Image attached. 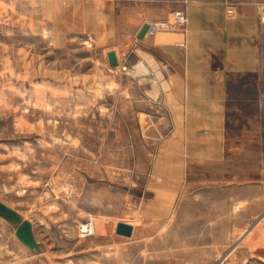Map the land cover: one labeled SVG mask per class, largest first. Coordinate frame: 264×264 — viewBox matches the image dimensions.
Returning <instances> with one entry per match:
<instances>
[{
    "label": "rangeland",
    "instance_id": "rangeland-1",
    "mask_svg": "<svg viewBox=\"0 0 264 264\" xmlns=\"http://www.w3.org/2000/svg\"><path fill=\"white\" fill-rule=\"evenodd\" d=\"M255 1L262 27L264 0ZM158 3L0 0V202L31 222L40 251L0 218V264H264V222L239 227L228 191L231 174L256 178L255 167L193 163L175 179L155 171L166 133L150 116L149 85L134 82L132 51L109 65V51L142 40L143 24L176 11L188 24L184 0L163 17ZM257 49L264 58V35ZM244 84L230 102L236 127L260 111V94ZM228 134L250 139L243 157L262 150L258 133ZM120 222L130 237L115 233ZM86 224L92 233H81Z\"/></svg>",
    "mask_w": 264,
    "mask_h": 264
},
{
    "label": "crops",
    "instance_id": "crops-1",
    "mask_svg": "<svg viewBox=\"0 0 264 264\" xmlns=\"http://www.w3.org/2000/svg\"><path fill=\"white\" fill-rule=\"evenodd\" d=\"M154 1L159 2L161 17L176 6V0ZM184 1L188 18L184 33H158L153 39L145 36L130 45L132 50L114 52L118 63H123L132 51L134 82L149 85L144 94L150 116L159 115L156 129L166 133L157 141L161 158L155 171L171 173L168 177L175 179L193 163L234 170L244 165L246 173L248 167H255L256 178L248 173L245 178L231 174L239 182L231 181L228 188L230 208L236 204L238 209L241 204L243 220L238 226L253 227L264 222V58L257 49L264 26L259 27L257 21L258 2L233 0L235 13L229 19L225 0ZM182 42L184 48L179 46ZM139 64L144 72L137 71ZM244 79V85L260 94V111L253 114L250 126L236 127L233 111L237 107L230 102L236 100L235 88ZM233 131L260 134L252 135V141L261 144L260 153L243 157L250 139L239 141L229 136Z\"/></svg>",
    "mask_w": 264,
    "mask_h": 264
},
{
    "label": "water",
    "instance_id": "water-1",
    "mask_svg": "<svg viewBox=\"0 0 264 264\" xmlns=\"http://www.w3.org/2000/svg\"><path fill=\"white\" fill-rule=\"evenodd\" d=\"M148 30V24L145 23L140 28L137 38L143 39ZM108 61L111 68L118 66L117 58L114 52L108 53ZM131 193H134L131 191ZM0 218L4 219L7 223L11 224L15 228L16 239L29 248L31 252H38L39 245L35 239L33 233L32 224L28 220H24L22 216L15 210L11 209L7 205L0 202ZM133 227L126 223H118L115 229V233L121 236L130 237L132 235Z\"/></svg>",
    "mask_w": 264,
    "mask_h": 264
},
{
    "label": "built area",
    "instance_id": "built-area-1",
    "mask_svg": "<svg viewBox=\"0 0 264 264\" xmlns=\"http://www.w3.org/2000/svg\"><path fill=\"white\" fill-rule=\"evenodd\" d=\"M233 9L234 5L229 3L227 5V14L228 16H233ZM171 18L165 21H160L157 23H151L149 25V29L147 31V35L150 37L156 36L159 32H175L183 29L186 24H187V19L186 16H184V13L181 11H176L171 13ZM261 20L264 21V10L261 11L260 13ZM88 226V224H86ZM85 225V226H86ZM86 226V228H87ZM88 231L83 228H81V233L82 234H88Z\"/></svg>",
    "mask_w": 264,
    "mask_h": 264
},
{
    "label": "bare ground",
    "instance_id": "bare-ground-1",
    "mask_svg": "<svg viewBox=\"0 0 264 264\" xmlns=\"http://www.w3.org/2000/svg\"><path fill=\"white\" fill-rule=\"evenodd\" d=\"M233 15H234V12H233ZM232 17H233V16H232ZM147 24H148V23H147ZM149 25H150V24H148V29H149ZM141 27H142V26H141ZM141 27H140V28H141ZM139 30H140V29H139ZM139 30H138V32H139ZM147 31H148V30H147ZM159 33H160V32H159ZM137 34H138V33H137ZM145 36H146V37H150V36L147 35V32H146ZM145 36H144V37H145ZM154 37H155V36H154ZM117 62H118V61H117ZM149 63H150V62H149ZM137 69H138L139 71H141V70H144L145 68L143 67V64H142V65L139 64L138 67H137ZM91 225H92V224H88V226L86 225L87 228H86L85 225H83L82 228H83L84 230L86 229V230L88 231L87 233L89 234V233H92V232L90 231V230L92 229V226H91ZM22 245H23V244H22ZM38 245H39V244H38ZM26 248H27V247H26ZM28 249H29V248H28ZM29 250H30V249H29ZM34 252H36V251H34ZM39 252H40V251L36 252L37 254H34V256L40 254Z\"/></svg>",
    "mask_w": 264,
    "mask_h": 264
}]
</instances>
